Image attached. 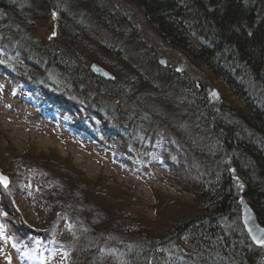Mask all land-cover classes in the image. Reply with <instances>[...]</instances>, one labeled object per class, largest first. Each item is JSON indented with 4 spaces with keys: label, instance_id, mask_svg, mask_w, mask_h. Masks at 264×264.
I'll return each mask as SVG.
<instances>
[{
    "label": "trees",
    "instance_id": "obj_1",
    "mask_svg": "<svg viewBox=\"0 0 264 264\" xmlns=\"http://www.w3.org/2000/svg\"><path fill=\"white\" fill-rule=\"evenodd\" d=\"M125 6L138 10L162 44L188 59L186 73L161 67L130 25L124 34ZM53 13L54 44L45 47L32 40L30 28ZM0 53V75L10 92L43 114L64 116L67 129L88 134L98 146L112 140L113 152L125 153L128 144L151 158L158 156L155 145L171 151L167 142H129L138 128L145 133L173 125L160 111L170 105L180 123L175 131L182 137L174 147L182 158L173 162L161 152L159 164L173 190L191 195L195 207L153 232L128 211L130 204L111 196L112 187L85 182L63 161L51 160L74 182L66 197L58 192L63 201L43 199L44 215L60 208L58 224L70 213L90 218L70 240L52 241L47 230L8 221L13 236L26 237V246L34 238L54 242L58 264H264V247H255L242 227L234 184L243 186L241 196L264 228V0H0ZM97 62L109 69L99 66L110 80L92 73L89 65ZM205 76L227 94L217 106L207 100ZM60 78L75 86L73 92L77 83L87 87L69 94L56 84ZM30 174L20 178L14 195L27 194L36 208L40 187L32 182L44 178ZM3 198L1 211L9 210ZM63 221L61 233L70 236L74 227Z\"/></svg>",
    "mask_w": 264,
    "mask_h": 264
},
{
    "label": "rangeland",
    "instance_id": "obj_2",
    "mask_svg": "<svg viewBox=\"0 0 264 264\" xmlns=\"http://www.w3.org/2000/svg\"><path fill=\"white\" fill-rule=\"evenodd\" d=\"M125 7L129 12V14H125L127 24L137 31L141 40L153 48L158 54V60H163L165 67H168L170 71L180 67V72L186 73L189 65L188 59L164 46L158 40L153 29L145 23L138 10L129 6ZM57 24L56 13L51 14L47 20L36 21L30 28L32 40L45 47L54 44L53 38ZM127 24L122 27L125 35L129 32ZM88 53H91L90 50ZM93 65L109 70L106 65L100 62L91 63L90 69ZM202 71L206 74L204 70ZM205 77L208 83L206 87H209L206 89V93L211 103L217 104L218 100L226 99V92L216 81ZM58 80L59 82L56 84L60 88H66L68 93L72 94L75 86L64 79ZM77 84V91L73 92L74 94H78L79 89L86 86L82 82ZM2 85H5L6 89ZM8 85V81L0 75V173L8 179L7 187L4 188L0 185V194L3 195L5 206L9 209L1 211L0 202V264H58L61 259V255L53 248L54 242L47 244L34 238L30 246H26V237L21 240L13 236L8 221L14 225L24 221L25 224L33 227L34 232L47 230L45 235L51 236L52 241H65L74 238V233L79 235L78 233L82 232L85 222L90 218L89 215L87 218L86 214L74 215L70 213L71 217L69 218L66 215H61L62 220L60 221L62 222L58 224L54 218L61 214L60 208L57 210L53 208L54 216L50 213L44 215L43 205L45 203H42L43 199L53 198L54 201H63L60 194L63 193V196L66 197L65 192L74 182L67 174L62 175L54 168L56 163L51 160L63 161L85 182H92V184L103 182L106 186L112 187L111 196L118 197L130 204L132 208H128V211L137 219L140 218L145 222L146 224H143L149 226L153 232L168 229L171 227V222L180 221L195 208L192 206L191 195L182 193L180 189L176 188L180 192L178 193L171 187L170 175L167 170L163 169L164 166L159 164L162 161L160 157L162 148L159 146L155 145L158 156L153 158L150 154H143L132 149L129 144L124 147L125 153L113 152V141L110 139H106L98 146L88 134L81 136L67 129L62 122L64 116L55 118L53 113L43 114V111L37 110L18 97V91L10 92ZM106 101L115 102L110 99H106ZM165 106H161L160 111L173 120V125L168 123L167 127L160 128L156 132L147 130L145 133H142L138 128L139 131H135V134L131 135L129 142L132 143L133 140L138 142L139 140L141 145L146 146L151 145L149 141L156 142L155 144L167 142L172 146L171 151L165 147L162 154L168 153L171 155L169 159L174 162L175 156H178L179 160L182 158V154L174 147V144L182 137L179 132L175 131L176 124L180 123L178 117L176 115L174 117L170 110H167H172L171 106ZM172 116L173 118H170ZM168 138L170 140L166 141ZM42 156L47 157L43 158ZM146 159L148 160L146 161ZM176 161L178 160L176 159ZM41 172L44 180L32 182L33 184L37 183L40 187L39 191H35V198L38 201L35 202L38 205L33 208L28 195L24 193V197L19 198L14 195V189L20 187V178L25 176L29 178L27 175L30 173L32 177L38 176ZM68 174L74 175L72 172ZM9 187L10 189L7 191ZM26 189L28 192L34 191L28 185ZM59 204L55 203V205ZM172 205L173 207H171ZM64 218L71 221L74 227L70 236L61 233L65 222Z\"/></svg>",
    "mask_w": 264,
    "mask_h": 264
},
{
    "label": "water",
    "instance_id": "obj_3",
    "mask_svg": "<svg viewBox=\"0 0 264 264\" xmlns=\"http://www.w3.org/2000/svg\"><path fill=\"white\" fill-rule=\"evenodd\" d=\"M159 64L161 67H165V63L163 60H159ZM92 73L95 75L103 78V79H111L110 75L107 74L105 71L100 69L99 67L93 65L91 67ZM178 71V70H176ZM219 102V100H218ZM0 180L6 181V184L8 185V179L4 175L0 173ZM2 187H7L5 186L4 183H0ZM238 205L240 207V219H241V224L242 227L247 234L249 240L252 242V244L255 247L258 248H263L264 245L260 243V241H264V228L259 225L255 214L251 207L248 205L245 199H241L238 201Z\"/></svg>",
    "mask_w": 264,
    "mask_h": 264
},
{
    "label": "bare ground",
    "instance_id": "obj_4",
    "mask_svg": "<svg viewBox=\"0 0 264 264\" xmlns=\"http://www.w3.org/2000/svg\"><path fill=\"white\" fill-rule=\"evenodd\" d=\"M125 17L127 18V16L125 15ZM120 24H121V26L123 27V25L124 24H127V22H126V19H124V18H122L121 19V22H120ZM127 26H128V24H127ZM136 32V34H137V36H138V38L140 39V36L138 35V33H137V31H135ZM158 38V37H157ZM141 40V39H140ZM158 40H159V38H158ZM160 41V40H159ZM141 42H144L143 40H141ZM161 42V41H160ZM145 43V42H144ZM162 43V42H161ZM147 44V43H146ZM164 45V44H163ZM165 46V45H164ZM171 50V49H170ZM173 51V50H172ZM175 52V51H174ZM156 53V52H155ZM156 55H158L157 53H156ZM158 63H159V60H158ZM160 65V64H159ZM176 70H178V71H176ZM180 70H181V68L180 67H178V68H175L174 69V72L175 73H177V74H180L181 72H180ZM206 89H209V87H206ZM207 100H208V102L212 105V106H217L219 103H220V100H219V102L217 103V104H214V103H211V101L209 100V97H208V95H207ZM231 172L233 173V170H231ZM234 180V182H236V180L235 179H233ZM237 187L239 186V188H238V196H237V202L239 201V200H241V199H244L242 196H241V192H242V189H243V186H241V185H238V183H234ZM247 202V201H246ZM249 205V204H248Z\"/></svg>",
    "mask_w": 264,
    "mask_h": 264
},
{
    "label": "snow or ice",
    "instance_id": "obj_5",
    "mask_svg": "<svg viewBox=\"0 0 264 264\" xmlns=\"http://www.w3.org/2000/svg\"><path fill=\"white\" fill-rule=\"evenodd\" d=\"M0 183H4L5 186H7L6 181L0 180ZM260 243H261L262 245H264V241H260Z\"/></svg>",
    "mask_w": 264,
    "mask_h": 264
}]
</instances>
